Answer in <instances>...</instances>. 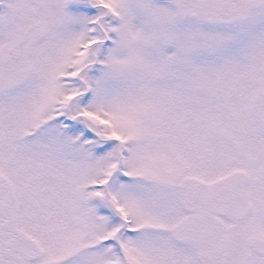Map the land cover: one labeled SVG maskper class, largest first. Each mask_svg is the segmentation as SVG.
<instances>
[{
    "label": "snow or ice",
    "instance_id": "obj_1",
    "mask_svg": "<svg viewBox=\"0 0 264 264\" xmlns=\"http://www.w3.org/2000/svg\"><path fill=\"white\" fill-rule=\"evenodd\" d=\"M0 264H264V0H0Z\"/></svg>",
    "mask_w": 264,
    "mask_h": 264
}]
</instances>
